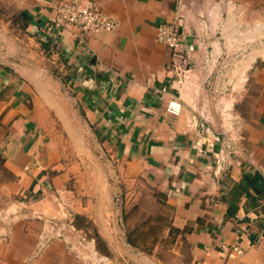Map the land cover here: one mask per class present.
<instances>
[{"label": "crops", "instance_id": "crops-1", "mask_svg": "<svg viewBox=\"0 0 264 264\" xmlns=\"http://www.w3.org/2000/svg\"><path fill=\"white\" fill-rule=\"evenodd\" d=\"M92 1L115 30L0 0V264H264V0ZM118 192L164 219L139 246Z\"/></svg>", "mask_w": 264, "mask_h": 264}, {"label": "built area", "instance_id": "built-area-1", "mask_svg": "<svg viewBox=\"0 0 264 264\" xmlns=\"http://www.w3.org/2000/svg\"><path fill=\"white\" fill-rule=\"evenodd\" d=\"M50 5L54 10L52 25L61 29L73 28L78 34H86L99 31H113L117 28V20L105 13L97 3L92 0H50ZM157 41L165 44L171 50V67L179 75V79H183L184 73L188 70L189 57L183 51V35L177 18L165 20L156 27ZM182 77V78H181ZM164 90V88L162 89ZM169 108L173 113H177L180 109L179 103H169ZM200 135L208 139L221 141V151L229 150V143L224 138H220L218 132H215L210 125L202 123L200 125ZM221 158L217 159V167ZM250 164L254 165L249 159ZM264 201V195L261 197ZM114 205L118 208V226L123 228L122 211L126 207L122 193L118 192L114 195Z\"/></svg>", "mask_w": 264, "mask_h": 264}, {"label": "rangeland", "instance_id": "rangeland-1", "mask_svg": "<svg viewBox=\"0 0 264 264\" xmlns=\"http://www.w3.org/2000/svg\"><path fill=\"white\" fill-rule=\"evenodd\" d=\"M260 44L264 45V34L262 36L260 35ZM139 208V205L133 204L130 205L125 211H122L123 229L126 233L131 232V236L135 238H140L143 232L148 230L154 233L156 226L164 223V219H159L158 214L154 213L156 212V207H150L149 210H142Z\"/></svg>", "mask_w": 264, "mask_h": 264}, {"label": "trees", "instance_id": "trees-1", "mask_svg": "<svg viewBox=\"0 0 264 264\" xmlns=\"http://www.w3.org/2000/svg\"><path fill=\"white\" fill-rule=\"evenodd\" d=\"M160 219V217H158ZM159 221V220H157ZM153 227V225H152ZM151 228V226H150ZM145 239V232H143V234L140 236V238H135L131 236V232H128L126 234V240L129 244H131L132 246H139V242L143 241Z\"/></svg>", "mask_w": 264, "mask_h": 264}]
</instances>
